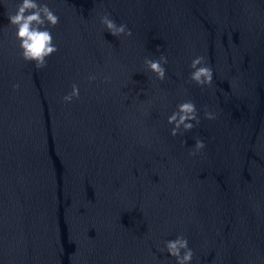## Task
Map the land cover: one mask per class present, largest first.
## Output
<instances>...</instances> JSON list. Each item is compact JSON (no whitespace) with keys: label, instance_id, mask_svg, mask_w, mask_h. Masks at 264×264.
Listing matches in <instances>:
<instances>
[{"label":"water","instance_id":"95a60500","mask_svg":"<svg viewBox=\"0 0 264 264\" xmlns=\"http://www.w3.org/2000/svg\"><path fill=\"white\" fill-rule=\"evenodd\" d=\"M49 6L59 51L37 70L0 5V264H154L181 232L199 264H264V0ZM105 12L132 35L105 31ZM161 53L158 82L142 61ZM194 55L213 67L208 88L186 83ZM72 83L80 97L62 104ZM183 99L201 123L173 138L165 116Z\"/></svg>","mask_w":264,"mask_h":264},{"label":"clouds","instance_id":"9594fccd","mask_svg":"<svg viewBox=\"0 0 264 264\" xmlns=\"http://www.w3.org/2000/svg\"><path fill=\"white\" fill-rule=\"evenodd\" d=\"M7 0H0V5ZM14 7L6 9L7 27L13 30V39L18 51L19 58L25 63H31L35 69L40 70L47 67L48 59L59 51L52 34L60 22V17L49 6L51 0H11ZM99 23L103 29L116 38H127L132 31L123 23H117L111 15L105 12L99 15ZM145 73H150L155 81L166 80V65L168 58L161 53L159 56L143 58ZM188 74L186 83L195 85L197 88L205 89L213 84V67L205 55H194L188 63ZM86 79L89 83L97 80L96 74H89ZM109 75L103 76L101 83L110 82ZM127 87V84L124 85ZM19 83H13L11 89L18 91ZM80 97V88L76 83L70 85V89L60 96L62 104H71ZM163 99V97H161ZM142 115H146L144 104L138 105ZM216 112L209 110L207 106L202 111L203 120L213 121L216 119ZM201 123V115L197 105L191 99L178 101L174 108L165 116V124L170 126L168 135L177 137L191 131ZM194 144L189 148L187 155L196 156L206 148L205 140L194 137ZM184 141L181 142L182 146ZM159 253L167 254L163 259L154 257V264H199L195 252L189 243V237L184 233H177L173 239H164L157 248Z\"/></svg>","mask_w":264,"mask_h":264}]
</instances>
